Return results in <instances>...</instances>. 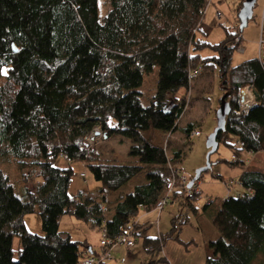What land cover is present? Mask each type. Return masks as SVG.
<instances>
[{
	"label": "trees",
	"instance_id": "trees-1",
	"mask_svg": "<svg viewBox=\"0 0 264 264\" xmlns=\"http://www.w3.org/2000/svg\"><path fill=\"white\" fill-rule=\"evenodd\" d=\"M106 3L108 10L100 17L98 0H0V158L12 159L20 171L28 170L20 177L23 191L17 196L0 168V264H77L82 249L93 253L59 231L65 214L92 227L106 219L112 240L124 229L134 235L137 226L132 220L164 195L168 163L178 162L182 155L178 148L169 159L142 133L176 131L186 107L181 93L191 69L219 70L224 91L220 102L231 109L219 144L232 152L264 148V61L255 58L231 66L238 47L235 38L241 32L225 31V38L214 45L197 37L208 0ZM206 48L216 55L202 57L200 51ZM155 67V93L143 105L140 88ZM245 85L252 86L257 104L247 114H236ZM96 127L104 141L128 140L127 156L136 163L97 161L96 148L85 144ZM182 130L190 137L193 125ZM223 135L236 143L224 141ZM63 156L85 162L101 186L98 196L69 195L73 170L69 164H55ZM229 164L244 167L242 161ZM141 175V181L121 191ZM31 181L33 190L25 187ZM238 181L243 197L227 196L215 205L211 222L218 234L209 243L213 254L204 264H250L258 253L264 255V173L245 169ZM178 195L181 205L194 213L200 194L193 187L186 194L181 187L172 197ZM31 213L39 215L42 235L27 231L23 217ZM188 223L177 215L167 234L144 237L142 247L149 258L143 264L162 261L154 259L161 245L178 240L180 226ZM15 237L20 244L17 260Z\"/></svg>",
	"mask_w": 264,
	"mask_h": 264
},
{
	"label": "rangeland",
	"instance_id": "rangeland-1",
	"mask_svg": "<svg viewBox=\"0 0 264 264\" xmlns=\"http://www.w3.org/2000/svg\"><path fill=\"white\" fill-rule=\"evenodd\" d=\"M205 8V14L201 22V29L197 33V37L203 41L214 45L219 43L225 38V31L236 32L238 30L237 23V9L223 2L218 3L219 0H212ZM262 9V0H255L252 16L248 20L246 27L241 32V42L237 49L234 50L231 66H236L246 60L255 59L257 56V42L259 34V18ZM108 10L106 0H98V12L99 16L103 17ZM219 10L222 13V17L217 19L216 11ZM240 33V32H239ZM239 35V34H238ZM242 48L243 51H240ZM202 57L216 55L214 51L206 48L200 51ZM202 68V66H200ZM158 69L155 67L151 73L144 76L143 83L141 85L140 91L142 92L141 103L147 105L152 96L155 93V83L157 80ZM194 87L192 94L188 99V108L184 111L183 115L178 121L177 129L174 133L169 135L163 134L164 139L166 135L168 136V141L166 143V155L170 159L172 157L173 151L180 148L182 150L181 158L176 165L184 173L187 181L194 176L195 171L204 167L206 163L207 148L205 145L206 138L214 131L216 127V111L220 105V99L223 96L224 91L221 89V81L219 76V70L217 66L210 68L207 72L203 71L201 75L194 81ZM193 125V130L199 132V136L191 135L186 137L183 133L182 128L187 124ZM149 135V134H146ZM167 138V137H166ZM104 139V138H103ZM163 139V146L165 145ZM223 140L230 142L232 137L229 135H223ZM129 141L121 137H113L107 141L102 140L96 143L93 147L102 157L104 162L115 159L118 163L122 164H134L135 159L129 158L127 156V151L129 148ZM242 151L232 152L223 142L218 146L217 151L209 157V162L211 163V168L204 172L201 177L195 182V187L201 190L197 204L200 209V218L204 223L207 222V217L212 214V208H206L204 206L207 197L210 192L214 194L212 202H217L219 198H226L227 196L235 197V191H230L226 186L221 184L218 180L217 174L222 172L223 169L231 170L234 165L229 164L232 160V155H236L239 160H242ZM220 160L219 163L217 161ZM225 160V161H223ZM79 162V161H78ZM55 164L65 167L69 163L62 158H60ZM71 165V164H70ZM0 168H2L10 177V184L14 188V192L17 196H20L23 191L22 186V173H28V170L20 171L16 167V163L10 158H0ZM73 171H86L87 178L86 182L81 178L72 176V185L70 187V193L74 194L77 188L86 189V185L89 184V189H96L94 180L92 176L87 171L86 168L80 169L73 166ZM142 175L133 178L128 184H126L121 191H125L131 188L134 184L141 181ZM33 182H29L25 187L27 189L33 190ZM233 187V186H232ZM231 193V195H228ZM180 200L178 203L167 204L161 211V217L159 219V228H162V232H167L171 227V219L174 216L179 215L180 209L182 207ZM184 207H182L183 210ZM181 216V215H179ZM211 216V215H210ZM180 218V217H179ZM178 218V220H179ZM24 225L32 234L42 235L40 226V217L37 213L27 214L23 217ZM157 222V221H154ZM155 227V228H153ZM150 228L153 233L156 230V225ZM59 231L62 234L69 235L72 241L87 242L91 246H96L100 239V227H92L88 222L76 219L75 217L65 214L61 216L58 224ZM164 228V229H163ZM19 239L14 238L12 243L13 249V259L17 260L18 250H19ZM141 251L142 255H147V259L143 261L146 263L149 256L142 247V240L137 239L136 248ZM157 253L156 256H159ZM259 259L257 260V258ZM126 258V257H125ZM261 258V259H260ZM250 264H264V255L258 253L256 257L252 260Z\"/></svg>",
	"mask_w": 264,
	"mask_h": 264
},
{
	"label": "crops",
	"instance_id": "crops-1",
	"mask_svg": "<svg viewBox=\"0 0 264 264\" xmlns=\"http://www.w3.org/2000/svg\"><path fill=\"white\" fill-rule=\"evenodd\" d=\"M200 29L201 25L199 26L198 30ZM163 134L164 133L153 129H149L142 133L143 137L148 140L150 144L157 147H163V144H161L163 143L164 139ZM230 142L236 143V140L232 138V141ZM173 149L174 148H172L171 151L172 153ZM99 160H102V157H99V159H97V161ZM236 161H242L244 163V167L234 166L231 170L223 169L222 172H219V174H217V177L221 184L223 183L224 186H226V183L231 182L230 191H235L234 194L237 195L244 191L243 188L240 186L238 179L245 169L264 173V148L259 152L251 153L250 156H244V154L242 153V160H239L236 157ZM69 165L72 170L73 166H76V168L78 167L79 170L86 168L85 164L83 165L81 162L78 161L69 163ZM81 172L82 171H78L77 174V171H73V176H78L77 178H80L79 173ZM86 178L83 179L84 182H86ZM71 185L72 178L68 190V193L71 196H77L78 194H82L83 196L96 197L100 194L101 186L97 182H95V186H97L96 189H89L88 184L86 185V189L77 188L74 194L70 193ZM176 191H178V189ZM195 192H198L200 194L201 190L196 188ZM208 195V200L206 201L204 210L209 207L212 208V211L214 212L215 205L220 200H223L225 196L219 198V200L214 203L212 202L214 194L210 192V194ZM228 195H231V193H229ZM180 200L182 199L179 198V195L177 197H172L169 204L178 203ZM197 201L198 199L194 202V207L196 208V211L194 213L190 212L188 207L182 204V207L184 208L182 210L181 207L179 215H181V220L187 219L189 223L180 226L178 240H165V242L161 245L159 256L155 255L154 257V259L162 258L163 260L156 262L155 264H204L205 259L213 254V250L211 249L209 243L213 242L217 238L218 234L217 230L214 228L211 222L213 212L212 214H210L211 216L209 215V217H207L208 219L205 224L204 221H202V219L199 217L200 209L198 208L199 206L197 204ZM161 211L158 212L157 210L152 208L149 210L142 209L140 211L139 215L135 219H133L135 225L137 226V229L135 230V233L133 235V247L131 249H127L124 245H120L117 251L113 253L114 260L111 261L109 264H143V261L147 259V255H142L140 250L135 249L137 239L140 238L142 240L144 237L160 238L161 236L167 234L170 231L169 229L167 232L163 233L162 228H159V219L161 217ZM154 221H157V224L156 230H154V232L152 233L150 228L154 226L151 224ZM66 236L70 238L69 235ZM84 244L89 246L93 252L98 251V244L96 246H91V244H88L87 242H85ZM121 259H124V261L121 262Z\"/></svg>",
	"mask_w": 264,
	"mask_h": 264
},
{
	"label": "built area",
	"instance_id": "built-area-1",
	"mask_svg": "<svg viewBox=\"0 0 264 264\" xmlns=\"http://www.w3.org/2000/svg\"><path fill=\"white\" fill-rule=\"evenodd\" d=\"M212 0H208V4L212 3ZM244 0H219L218 3L223 2L226 5L234 7L238 9L242 5ZM205 13V12H204ZM217 19L222 17V13L217 10L216 11ZM238 27V26H237ZM235 42L239 45L241 42V35H238L235 38ZM240 51H243L242 48H239ZM256 59L259 62L264 61V0H262V9L259 18V34H258V42H257V56ZM202 68L197 67L196 69H191L187 75V88L182 91L181 96L186 102L185 110L188 108V99L192 94V90L194 87V81L201 75ZM240 96V108L238 111H235L236 114H247L249 110L257 104L255 99V93L250 85H245L240 89L239 92ZM188 101V102H187ZM184 110V111H185ZM170 133H167L169 135ZM166 135L164 139L165 145L162 147L164 151H166V143L168 141V136ZM191 135L199 136V132L194 130L191 132ZM103 140V135L99 127H96L86 138L85 144L86 146L93 147L96 143L101 142ZM237 146L240 149H243L244 144L242 142H237ZM244 156H250V152L242 151ZM67 163H72L71 159L67 157H61ZM232 160H236V156L231 157ZM83 165L85 164L84 161L81 162ZM168 175L165 177L164 185H165V193L164 195L156 202V204L152 207V209L157 210L160 212L171 200L172 194L179 188L184 187V192L186 194H190L193 190L195 191L196 187L195 184L191 188H187V179L184 173L181 172V169L176 165V163H168ZM87 176L86 171L79 173V177L81 179H85ZM227 189L231 188V182L226 183ZM240 197H243V193H239ZM102 212L106 213L107 209L105 207L102 208ZM133 221V220H132ZM135 223V222H134ZM152 225H156V222H152ZM100 239L98 243V251L90 253L86 248L81 250V258L77 264H109L113 261V253L117 251L120 245H124L127 249H131L134 245L133 235L130 231L124 229L123 233L118 236L115 240H112L107 235L106 229V219H103L102 224L100 226ZM121 262L124 259L120 260Z\"/></svg>",
	"mask_w": 264,
	"mask_h": 264
},
{
	"label": "water",
	"instance_id": "water-1",
	"mask_svg": "<svg viewBox=\"0 0 264 264\" xmlns=\"http://www.w3.org/2000/svg\"><path fill=\"white\" fill-rule=\"evenodd\" d=\"M255 0H244L240 9L237 12L238 30H242L246 27L248 20L252 16V9ZM231 109L227 103L220 102L219 108L216 111V127L214 131L206 138L205 145L207 148L206 163L205 166L196 170L194 176L187 183V188H191L193 184L201 177V175L211 168L209 157L214 154L219 146L218 136L225 130V120L230 115Z\"/></svg>",
	"mask_w": 264,
	"mask_h": 264
}]
</instances>
